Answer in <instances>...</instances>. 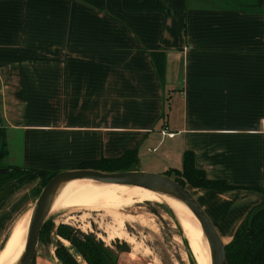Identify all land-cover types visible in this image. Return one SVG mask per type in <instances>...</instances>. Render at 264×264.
Returning a JSON list of instances; mask_svg holds the SVG:
<instances>
[{
    "label": "crops",
    "instance_id": "1",
    "mask_svg": "<svg viewBox=\"0 0 264 264\" xmlns=\"http://www.w3.org/2000/svg\"><path fill=\"white\" fill-rule=\"evenodd\" d=\"M162 2L168 13L123 0H0L11 164L58 171L135 148L137 167L165 173L192 150L208 177L264 188V13ZM152 50L165 52L163 83ZM190 188L224 242L264 200L248 187Z\"/></svg>",
    "mask_w": 264,
    "mask_h": 264
},
{
    "label": "rangeland",
    "instance_id": "2",
    "mask_svg": "<svg viewBox=\"0 0 264 264\" xmlns=\"http://www.w3.org/2000/svg\"><path fill=\"white\" fill-rule=\"evenodd\" d=\"M199 1L205 4L231 5L242 0ZM15 145L12 143V149L15 148ZM16 149H18L17 146ZM2 162L11 164L10 162L13 160L12 157L5 155ZM169 175L173 177L175 174L170 172ZM182 180L184 181L183 178ZM37 185L38 179L24 181L16 185L4 199V203L0 206V248L10 233L16 218L32 208L39 193L36 192ZM184 185L190 188L187 183ZM190 190L194 191L192 188ZM194 192L196 195V191ZM198 201L203 202V199L198 197ZM120 211L133 216V219H126L123 224V229L133 237V241H128L124 237L109 239L107 237L109 229L115 227L116 223L111 215L102 210L62 208L50 211L47 219L51 221L52 225L38 238L35 264H61L55 255V249L60 242L70 248L81 264H88L71 246L70 241L58 234L56 229L60 223L71 226L79 234L92 233L103 240L116 255V264H198L188 240L183 234L178 218L167 204L144 200L133 202ZM212 220L214 221L213 218ZM200 264H205L204 257Z\"/></svg>",
    "mask_w": 264,
    "mask_h": 264
},
{
    "label": "trees",
    "instance_id": "3",
    "mask_svg": "<svg viewBox=\"0 0 264 264\" xmlns=\"http://www.w3.org/2000/svg\"><path fill=\"white\" fill-rule=\"evenodd\" d=\"M123 4L128 9H162L168 13V8L162 0H123ZM227 5L243 11H260L264 13V0H242ZM150 56L158 78L163 83L165 80V52L164 50H152ZM6 145L5 130L0 117V167H8L6 171L0 172V206L16 185L30 179H38L36 187L38 193L47 180L57 172V170L3 163L2 159L7 153ZM77 167H92L107 171L138 168L136 149H126L121 155L115 157L85 160L80 162ZM170 172L176 175L173 176L176 180L182 184L187 183L190 187H201L216 191L248 187L264 193V188L260 185H240L230 183L224 178L208 177L203 168L196 166L192 150H184L182 168L180 170H168L165 173L169 175ZM51 225L49 219L44 221L39 238ZM56 230L60 236L70 241L71 246L88 264H116V255L113 250L94 234H79L71 226L64 223L58 224ZM225 252L227 264H264V200L248 210L236 227L231 239L225 244ZM55 255L61 264H81L70 248L62 242L56 247ZM31 264H35V258Z\"/></svg>",
    "mask_w": 264,
    "mask_h": 264
},
{
    "label": "bare ground",
    "instance_id": "4",
    "mask_svg": "<svg viewBox=\"0 0 264 264\" xmlns=\"http://www.w3.org/2000/svg\"><path fill=\"white\" fill-rule=\"evenodd\" d=\"M144 200L167 204L178 218L197 263H202L204 257L205 264H210L208 244L202 227L189 208L178 199L154 192L143 186L94 181L90 178L72 179L66 182L55 196L51 211L62 208L102 210L111 215L116 223L115 227L109 229L107 237L109 239L124 237L128 241H133V237L123 229L124 221L133 219V216L121 212L120 209H124L133 202ZM30 214L31 208L20 214L14 221L9 236L6 237L7 240L5 239L0 248V264L16 262L24 246ZM143 222L145 221L143 220Z\"/></svg>",
    "mask_w": 264,
    "mask_h": 264
},
{
    "label": "water",
    "instance_id": "5",
    "mask_svg": "<svg viewBox=\"0 0 264 264\" xmlns=\"http://www.w3.org/2000/svg\"><path fill=\"white\" fill-rule=\"evenodd\" d=\"M7 169L8 167H0V172H4ZM77 178L140 185L154 192L180 200L200 222L208 244L210 264H227L226 242L222 240L212 220L186 185L166 173L157 171L141 168L107 171L92 167H74L58 170L41 187L31 208L24 246L13 264H31L35 258L41 226L51 211L55 196L66 182ZM8 236L9 234L7 238Z\"/></svg>",
    "mask_w": 264,
    "mask_h": 264
},
{
    "label": "built area",
    "instance_id": "6",
    "mask_svg": "<svg viewBox=\"0 0 264 264\" xmlns=\"http://www.w3.org/2000/svg\"><path fill=\"white\" fill-rule=\"evenodd\" d=\"M160 132L162 135H167V136H172L174 134V132L168 130L167 126H165V125L160 129Z\"/></svg>",
    "mask_w": 264,
    "mask_h": 264
}]
</instances>
